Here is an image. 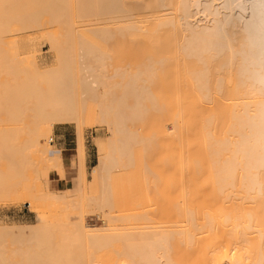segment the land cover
I'll return each instance as SVG.
<instances>
[{
	"label": "bare ground",
	"instance_id": "bare-ground-1",
	"mask_svg": "<svg viewBox=\"0 0 264 264\" xmlns=\"http://www.w3.org/2000/svg\"><path fill=\"white\" fill-rule=\"evenodd\" d=\"M5 3L7 8L3 24L6 30L9 26L13 29L14 25L16 29L19 27L24 30L27 29L24 27L32 28L43 24L54 26L56 30L52 34V38L54 46L59 51V67L56 71L40 72V75H38L37 68L34 66L35 64H32L33 66H31L35 68L32 73H35L39 79L37 78L35 82L37 85L33 87V91L30 92V90L28 92L35 98L34 102L32 101L34 103L32 109L35 111L36 116H34L36 120L38 117V125L36 129L34 127L35 130H33L34 135L32 136L33 141L31 144L37 151L45 155L44 159L45 157L46 160L49 158L51 161L52 159H60L59 165H55V160L53 161L54 164L52 163L54 167L58 168L57 171L61 170L64 166V163H61V161H64L63 153L61 149L54 150V145H47L44 139H49L50 142L55 123L76 122V124H79L81 114L78 106H80L81 100L79 103L77 102L79 100L78 96L76 98L77 92L75 93V91L79 90V94L81 95L79 97H82V101L83 99L84 101L86 100L85 97L87 99H97V102L99 101L100 106L98 107H100V114L104 120L101 119L110 126L108 127L110 128L111 135H120L124 138H133V136L138 137L140 135L142 139L147 138L150 144L152 141L156 142V145L157 139L159 137H161L159 139H162L163 137L162 140H165V144L168 145L166 146L167 148L172 145L177 147L173 151H178L175 152L178 153L175 154L177 156V159L175 156V160L177 161L172 160L176 164V167L172 165V168L176 169V171L175 169L173 170L175 173L172 174V168L168 169L169 166L166 168L168 171H164L165 177L169 174L166 177L165 185L171 184V186L175 187L174 190L177 189V195L175 192L174 197L177 196L178 202L171 200L174 197H170V199L165 198L166 202L169 200L176 202V205H173L174 208L176 207L174 210H172L173 206L171 205L175 204V202L171 203L169 201L171 204L167 203L170 209L172 208V211H177V215L175 212H172V215L178 217V223L176 222V224L179 228H173L172 230L171 227L172 234L169 229L165 228L167 229L165 231H169V233L165 231L166 234H162L164 232L160 233L164 237H161L159 241L157 238L160 235L145 231L146 229L138 233L136 230V233L134 231L133 233H127V231H125L126 233L118 232V234L116 233L117 235L108 232L103 233L105 232L104 229L107 230L110 227L90 228L85 222V217L80 213L79 219L70 221L71 227L75 228H70V230L69 226L65 227L69 229V232L62 233L63 236L66 235L64 237L67 238L74 233L76 234L72 236L74 239L79 233L80 236L83 234L84 238L87 237V241L91 242L95 248H98L88 247L91 250L94 249L93 252L89 251V249H86L89 252L82 251L83 249L80 251L79 248L80 253L85 252L82 254L86 259L90 256L96 257V261L97 259L100 260L98 258L100 257L102 259L100 261L104 260V264L108 260L113 261L115 257L113 263H110L264 264V0H5ZM104 23H113L116 29L107 31V28L103 26ZM99 26L105 29H101ZM114 34L121 39L129 38L134 42V56H139V52L145 49L142 47V44L147 43L146 47L151 49L152 57L150 59L147 58L148 60L146 59V61L148 62L146 63H138L127 74L118 71L119 69L117 68L118 72L116 71L117 73H115L118 76L117 80L112 81L108 89L100 90L99 88L103 86L99 87L101 84L99 81L101 80L100 82H104L105 84V77H101L97 73V70L94 71L93 68L95 67L96 69L97 65H91L92 68L90 63L93 61L94 63L99 62L98 64L102 65L105 57L98 51L96 42L108 40ZM75 49H77L76 51L79 54ZM76 57H80V60ZM12 59L16 60L14 57ZM7 61L9 63L12 60ZM11 65L13 66V63ZM16 67H19V65ZM21 72L26 74L23 70ZM23 76L27 77V75ZM102 78L104 79L103 81ZM75 80H77L76 86L78 84L79 90L75 89L77 88L74 86ZM21 81L26 83L23 80ZM10 82L12 80L7 83L8 86L6 85L3 92V101L6 99L5 102H10H7L10 105H7L8 107L13 106L11 104L12 100H9V98H12L13 89H11V86L9 87ZM22 85H20V89ZM25 85L27 86V84ZM26 86L25 88L22 87V93L30 97V93H25L30 87L26 88ZM16 90H19V88ZM31 99L33 100V98ZM21 101L26 103L24 100ZM11 109L16 110V107ZM14 110L13 112H15ZM6 139L9 142L10 136L7 135ZM6 141L3 142L6 143L5 146H7ZM131 141L128 145L129 147ZM166 141H169V143L174 142L176 145H173V143L169 145ZM79 143L80 150L79 148L77 149V151L79 150V154L77 153L76 155L79 156L80 160H78L79 168H77L74 177L76 187L74 189H78V187L79 189L83 188L85 181L83 167L84 143L81 139ZM118 144L116 147V144L114 145V149L117 152H126L127 144L123 141ZM137 144L140 143H134V145ZM150 144L149 146L152 145ZM165 144L163 145L165 146ZM134 145L132 147H135ZM172 146H170L171 150ZM141 150H137L140 155L142 153L140 152ZM41 154L39 155L43 158ZM147 154L150 155V153ZM172 154L171 156H173ZM113 159L108 160L106 154L100 158L98 168L95 171V179L101 184L106 180L112 165L117 160V158ZM159 160L160 162L164 161ZM141 163L142 159L136 169H139V173L138 171L136 172L137 181L135 182L134 179V185L137 182L139 184L140 179L138 178L141 175H138L140 173L143 174L140 170L144 169L145 165L143 166V163ZM61 164L63 165L59 169L57 166ZM140 165L142 168H139ZM163 167H166L165 163ZM163 167H161L162 172ZM47 169L42 172L43 176L39 177L45 176L47 180V177H49L48 174L46 175ZM145 171L144 173L147 174ZM168 177L172 180L174 178L172 183L169 181L170 184H167ZM8 179L9 177L6 180L4 179L5 182L14 183L13 180L9 179L11 181H8ZM41 179L45 180V178ZM175 179H177V183H175ZM47 182L50 185L48 191L42 186V181H39V185L36 184V186L32 184L33 187L30 183L27 184V188L25 185L23 186L25 188L24 191L34 200L36 206L50 203L54 205V201L56 200V205L61 204L58 202L63 198L64 193L57 195L52 189L51 180L48 179ZM1 184L3 185L0 186V198L7 199L8 197V199H14L19 196V192L13 190L12 185L6 186L7 184L3 182ZM138 184L135 185V191L139 188ZM172 184H176L177 187ZM15 186L16 184L14 183L13 187ZM103 189L105 190V187ZM105 193H102L103 197L101 200H99L101 198L100 195L99 197L96 196L95 200L98 199L95 202L94 200L91 201L98 206L108 205L110 203L107 200L109 194H106L108 197H105ZM20 196H22V193ZM140 196L139 198L143 201V198ZM22 197H24V192ZM138 199H135V201H138ZM61 201L63 200L61 199ZM97 202L101 204H97ZM141 203H144V201ZM106 207L111 208L112 205L103 208ZM115 207L117 209V206ZM149 210L147 209V211ZM129 213H133L132 210ZM138 213L140 214L141 212ZM166 213L169 217L172 216L168 214L170 213L169 211ZM122 214L126 213L123 212ZM145 216L147 217V214ZM114 217L112 218L114 219ZM132 217L134 218V216ZM140 217L142 218L143 216H139L138 219L136 216L134 219L140 221L142 220L139 219ZM147 218L150 219L149 215ZM42 223L41 225L38 223L39 226L29 224L31 227L28 224L24 226L0 225V264L8 263V257L4 252L5 236L11 235L14 229L17 232H22L27 228L28 231H31L29 234L32 233L34 236L32 239L38 235L37 242H40L43 238L47 240L51 227L47 223L48 226L46 227H49V231V229L44 228L46 223ZM55 223L54 225H56ZM51 224L53 226L52 222ZM173 224L175 225V223ZM59 225L57 226L60 228ZM63 225L65 224H62L60 232H65V228L62 230ZM42 228L46 230L45 236L48 237H43L44 231H41ZM55 229H57L56 226L53 230ZM174 229L177 230L175 231ZM75 230L79 233H76ZM140 230H143V228ZM16 233L13 234L15 235ZM154 234H156V237H154ZM22 235L24 236V234ZM83 235L80 239L83 238ZM31 236L29 235L30 238ZM112 236L114 237L112 238ZM16 237L17 239L20 238ZM88 237H90V240H88ZM115 237L121 240L119 242L115 239L121 246L123 244L126 246L125 248L124 246L123 248L117 246L116 248L120 249H116L118 250V254H111L109 251H113V248L115 250V246L110 250L107 244L109 243L108 241H111V238L114 239ZM76 238H79V236ZM150 238H152L151 242H148ZM73 239L71 238L72 241ZM138 239H147V242H143L147 246H142L143 243H138ZM153 239H157L158 242H154ZM169 239H173L172 243H170L171 240L169 241ZM2 240L4 241L3 243ZM29 240L31 241V239ZM27 241L25 240V242ZM74 241L77 240L74 239ZM49 242L48 239L44 243L46 246L42 247L49 248L50 245L47 246ZM111 242L113 243L114 241ZM91 243L87 245L92 246ZM36 244L39 247L40 244H43V241ZM170 244L173 245L171 246ZM67 245H63L64 249H61V252L58 251L57 256L53 257V260L55 259L56 261L58 260L57 262H60L59 260L62 257L61 261H67L69 264L75 263L76 260V264H84V262L86 264L87 260L84 257L82 258V255L77 257L79 252L74 257L75 253L72 252V249H70L71 251L65 249ZM157 245L161 246V248ZM20 246L22 247L21 244ZM60 246L62 247V245ZM103 246H107L108 252L104 247V251L107 253H102L104 251L100 252V248ZM30 248L32 249L33 247ZM50 248L47 250L49 251ZM51 249L49 253H47V250L42 249L43 255L42 253L39 255L42 256L43 259H41L43 261L35 254L36 251L31 255L32 251L31 253H26V255L30 256H24L22 260L21 256H18L21 260L18 263L50 264L45 258L50 257L47 259L52 263V256H47V254L55 250L53 247ZM38 250L40 249L38 248ZM45 251H47V254H44ZM90 252L93 254L89 256L88 253ZM94 253H97V256ZM101 254L103 256L107 254V258L112 255L113 258H111L112 260H107L105 258L107 255L103 257ZM5 257L7 263L5 262ZM91 257L88 258L89 263L87 262V264L92 263ZM55 260L54 262H56ZM115 260L118 262L114 263ZM100 261L99 264H102L103 262L101 263Z\"/></svg>",
	"mask_w": 264,
	"mask_h": 264
},
{
	"label": "rangeland",
	"instance_id": "rangeland-1",
	"mask_svg": "<svg viewBox=\"0 0 264 264\" xmlns=\"http://www.w3.org/2000/svg\"><path fill=\"white\" fill-rule=\"evenodd\" d=\"M70 7H71V5H70ZM6 8H7V5L5 3V0H0V180H1L0 182L6 183L7 184L6 186H9L10 183L5 182L7 177H9V179L13 180L14 183L16 184L17 187L16 186L13 187L14 183L13 184L11 183L10 185H12L13 190H16L17 192H19V196L14 198V199H8V197H7L8 200L4 199V198H0V225L6 224L8 226H10V225H20V226L23 225L24 226V225L28 224V226H29V224H31L32 226H34V225L39 226L38 223H40V225H41V223L43 222V223H46L45 227L43 226L46 229L47 228L46 226H48L47 225V223H48L49 226L51 227L50 228L51 231L48 227L47 230L49 229L50 233L48 234L49 238H47V240L49 239L50 242L47 243L48 244L47 246L52 245L51 248L53 247V249H55V250L52 251L53 253L50 252V254H47V253H49L50 250H52L50 248V246H49V248H50L49 251L47 250L49 248H47V247L43 248L42 247L44 245L46 246V244H44V243L47 242V240H45L43 237H45V238L48 237V236H45L46 230H43L44 228H42V230H41V231H44V233H43L44 236L42 237L43 240L40 241L41 243L43 241V244H40L41 246L39 245V247H37L38 244H36V243H40V242H37L38 241V235L36 236V238L32 239V237H34V236L32 235V233L29 234L31 231L30 230L28 231L27 228L25 229V231L24 230L22 231L24 233L17 232V230L14 229L13 233L17 232L15 235L18 236V238L20 237L21 239L20 238L17 239V237L13 233H11V235L14 237H12L10 234H8L7 236L4 237L5 238L4 239L5 251L4 250L3 251L6 253V256L8 257V263H7L6 257L4 258L5 262L7 264H11V263L12 264L13 263L19 264L18 262H20L22 260V258H24V256H26V257L30 256V255H26V253L28 254V253H31L32 251L33 252L31 253V255L33 253H35V251H36L35 254H37L38 258L41 259L42 256H40L41 255L40 253L43 252L42 249L47 250L48 252L45 251L44 254L47 252L46 253L47 256H52L51 259L53 260V257L57 256L58 251H60L61 249L62 250L64 249V247H63L64 244H66V245L68 244L70 246V247L68 245H67V247L65 246L66 247L65 249H67V250L72 249L73 250L72 252L75 253V255H74L71 252L74 255V257L76 256V253L79 252V255L77 257L82 255V258L84 257V259L87 260V262H88V260H89L88 258L91 257L90 254H93V253H91V252L88 253L90 257L87 256L88 257L87 259L85 258V256H83V254L85 252L80 253V251L82 249H83L82 251H84V250L88 251L86 249L95 248V246L92 245L91 242L87 241V239H86L87 237L84 238V235L81 234V236L83 235V238L80 239V237H81L80 233L77 232L76 230H75L76 233H79V235H77V236H79V238H76L77 236H75L74 239L77 241H74V239L72 237L73 235H76L74 233H72V235H69L67 237L70 239V241H69V239L65 240V239H67L64 237L66 235L63 236L64 233L69 232L70 228H72V229L75 228V227L73 228V226L71 227L72 224H70L71 223L70 221H72V220L74 221V220L79 219L81 215H83L85 217V222L88 224V227H90V228H92V227H100V228L110 227L111 228L112 227L111 229L110 228L107 230L104 229L105 232H103V231L102 232L103 233L108 232L111 234L114 233L115 235H117L118 232L126 233L125 231H127V233H131V232L133 233V231H134V233H136L135 230L138 233L139 231L143 232L145 229H146L145 231L154 232L157 235H160V233L164 232L167 229H169V231L171 232V230H170L171 227H172V230H173V228H177V227L179 228V226L176 224V222L178 221L177 220L178 217L175 215H174L175 216L174 217L172 215L174 212L175 213L177 212V211H172V210L176 209V207L174 208V206H173V205H176L175 201L178 202V200L176 199L177 196L174 197L175 192L177 195V189L174 190L175 187L171 186V184H170L173 182L174 178L172 180L168 177L170 180L167 179V184H170V185H165L166 184V182H165L166 177L169 176V174L168 175L166 174L167 175L166 177L164 174L165 170L167 172L168 169H171L173 166L176 165V164H174V162L172 160H175V156H176L175 154H178V153H175L178 151H173L177 147L170 145L171 143H173V145L175 143L174 142L169 143V141L168 142L166 141V143H169V145L172 146V150H171L170 146H169V148L166 147L168 145L165 144V142H164L165 140L164 141L162 140L163 137H162V139H159L161 137H159L157 139V145H156V142H154V141H152V143H151L152 145H151L150 142L147 140V138L142 139V137H140V135H138V137L133 136V138L132 137H128V138L126 137L127 139L124 137H121L120 135H116V136L111 135L110 128H109L110 126L107 125L108 123L106 124L105 121H102L103 118L100 114V109H99L100 107H98V106H100L99 101L97 102V99L95 100L93 98L87 99L86 97H85L86 100L84 101V99H83V101H82V97H79L81 95L79 94L80 90L78 88L79 87L78 84L76 86L77 80H75L74 86L77 87V88H75L76 90H79V91H75V93L77 92L76 98L78 96V100H79L77 102L79 103L81 100V102L79 103L80 106H78L79 104L77 106L80 109L79 110L80 114H81L80 116L82 117V118L80 117L81 120H79V124L78 123L76 124V122H74V123H55V125L53 126V129H52V133H51L53 140L51 139L49 142V139L48 140L44 139V142L47 145H54L55 146L54 150L55 149H61V151H62L65 159H67V161L70 159L72 154L75 153V158L73 160V164H69V163L66 164L65 163L63 167H62L63 164H61L60 166H57V167H59V169H60V167H62V169L59 170L61 172L60 173L59 171H57L58 168L54 167V165H53L54 163H56L55 165H59L60 159L59 160L54 159L55 161L52 159V161H51L48 158V160H46V157L44 159L45 155L41 154L39 151L36 150V148H34V146H32V144H31V142L33 141L32 136L34 135L33 130H35L36 126L38 125V117L36 120V117H35L36 115L34 113L35 111L32 109V106L34 105L33 102H34L35 98L33 97V95H31L30 92H32L33 87H35L37 85L35 83L37 81V78L39 79V77H37V75L35 73H32L33 69H35L34 67H32L33 66L32 64H35L34 66L37 68V74L38 75H40L39 74L40 72L56 71L58 69V67H59V51L54 46V40L52 38V34H54L56 32V30H55L54 26L46 25V24L39 25L37 27H32V28L31 27H29V28L24 27V28H27L24 30L22 28H19L18 26H17L18 28L16 29L15 25H14L13 29H12V27L9 26L6 30L4 27V24H3V21L5 19L4 14H5ZM99 17H101V16H99ZM95 18H97V17H95ZM104 24H103V26L105 28H107V31L108 30L112 31V30L116 29L115 26L113 25V23H107V24H105L106 26ZM11 26H13V25H11ZM99 27H101V29L104 28V27L102 28V26H99ZM19 29H21V30H19ZM12 30H13V32H12ZM76 33H77V31H76ZM8 41H9V43H8ZM96 43H97L96 47H97L98 51L104 55L103 57H105L104 58L105 61H103V63L101 62L102 65H99L98 64L99 62L94 63L92 61L91 63H93V64L90 63V66L91 65L92 66L97 65L96 69H95V67L94 68L92 66L91 67L94 69V71L97 70L98 72L97 71L96 72L99 73L101 77L102 76L105 77V78L103 77L105 80L102 78V81L104 80L105 84H104V82H100L101 80L99 81V83H101L99 85V87L103 86V87L99 88L100 90H103L105 88L108 89V87H110L109 85L112 84V81L117 80L118 76L115 73H117L118 71H121L122 73L127 74L130 72V69L135 68V66L138 63H142V62L146 63V62H148V61H146V59L147 58L150 59V57H152L151 49H149V47H146L148 45L147 43L142 44L143 45L142 47H144L145 49L143 51L139 52L140 55L134 56L133 55L134 54L133 53L134 42H132L129 38L128 39H121L116 34L111 36L110 39H108V40H101L100 42H96ZM74 45H76V44H74ZM8 46H9V48H8ZM8 49H10V50H8ZM7 50L9 51V53ZM76 50L77 49H75V51ZM72 52H74V51H72ZM77 53L79 54V52H77ZM9 54H10V56H8ZM74 55H76V54H74ZM12 57L16 58V60H15V61H17L16 63H15L14 59H12ZM76 58H78V57H76ZM7 60H9V61L12 60V61L8 63ZM12 63H13V66L11 65ZM16 64L19 65V67H16L17 66ZM14 67H16L17 69L16 68L14 69ZM20 67H21V69H19ZM117 68L119 69L118 71H117ZM9 69H11V70L9 71ZM7 70H8V73H7ZM21 70L26 72V74L21 72ZM12 71L15 73H13ZM18 71H19V73H18ZM30 73L33 75H31ZM23 75H27V77L23 76ZM28 76L31 79L35 78V79H33L35 81L32 82L33 80H31ZM101 77H99V78H101ZM27 78H28V80H27ZM76 79H78V78H76ZM11 80H12V82L9 83V87L11 86V89L12 88L13 89H12V98L11 99L9 98V100L10 101L12 100L11 104L13 106L8 107V106H10L9 105L10 102L9 101L5 102L6 97L4 98L5 100L3 101V92H4V89L7 85V83ZM21 80L25 81L26 83L22 82ZM21 82L24 86L21 84ZM31 82H32V84H31ZM38 82H39V80H38ZM25 84H27V86ZM20 85H22V87H24V88H25V86H26V88H28V86L30 87V89L28 88L27 91L25 92L27 94V92L31 90L30 92H28V94L30 93V97L27 95L29 98L25 94L23 95V93H22L23 89H22V87L20 89ZM14 87L16 89L19 88V90H16ZM100 90H98V91H100ZM18 91H20V92H18ZM14 94H15V96H14ZM23 96H25V98H23ZM13 97H16V98H13ZM20 97H22V98H20ZM31 98H33V100ZM20 99L26 101L27 104L25 102L21 101ZM18 100H19V102H18ZM7 102H9V103H7ZM14 106L16 107V110L13 109L15 112H13L12 109H11L12 111L10 110V108H15ZM10 111H11V113H10ZM34 127H35V129H34ZM59 133H70L72 135V137L74 138V148L72 150H62V147L59 144ZM7 135L10 136L9 142L6 141ZM142 135H144V134L142 133ZM79 137H81V138H79ZM120 137L123 138L124 140L121 139ZM130 138L132 141H134V140L135 141L132 142L130 140ZM80 139L84 143L83 167H84L85 181L83 183V188L81 187L79 189V187H78V189H74V188H76L74 176L76 174L77 168H79L78 167L79 166L78 160H80L79 156L76 155L78 153V151L80 150V148H79ZM140 139L142 140L141 142H140ZM129 140L131 141L130 147L128 146L130 143ZM4 141L7 142V146H5L6 143H3ZM122 141L125 144H127L126 145L127 147L125 150L127 152V154H125L126 152H117V150L114 149V145L116 144L115 145V147H116L117 144L122 143ZM143 142H144V144H142ZM134 143L135 144L140 143V144L134 145ZM8 144H10V145L8 146ZM149 144L151 146H149ZM163 144H165V146ZM132 145H134L135 147H132ZM147 145H148V147H147ZM150 147H151V149H150ZM173 147H175V148L173 149ZM78 148H79V150L77 151ZM127 148L132 149V150H128ZM135 149H137V150L142 149L140 151V152H142L141 155H140L139 151H137V150L135 151ZM160 149H162V150H160ZM168 150H169V152H168ZM143 153H146V154H143ZM147 153H150V155ZM39 154L43 155V158ZM105 154L108 156V160L113 159V158H115V159L117 158L118 161L117 160H115L116 162L114 161L115 164L112 165L111 170L108 173L106 180L103 181V183L101 184L99 181H97L95 179V175H96L95 171L98 168V164L100 162L101 156H103ZM142 154H143V156H142ZM168 154H170V155H168ZM171 154L173 156H171ZM126 155H129V156L126 157ZM162 155H163V157L161 158ZM139 156L140 157L142 156V157L140 158ZM77 157H78V159H77ZM173 157H174V159H173ZM130 159H131V161H130ZM141 159H142L143 166L144 165L145 166H144V169L141 167V165L139 166V168H142L140 171L143 172V174L140 173L138 175V176L141 175L140 178H138V179H140V182H139V184L137 182L135 185L138 184L139 188H137L138 190L135 191L136 187L134 185V179L136 182L137 181L136 180L137 179L136 178V174H137L136 172L138 171V173H139V169L138 170H136V169H137L138 164H139ZM159 159H161V161L162 160H164V161L160 162ZM169 159H171V160L169 161ZM176 159H177V156H176ZM53 161H54V163H53ZM176 161L177 160H175V162ZM64 162H65V160L63 162L61 161V163H64ZM164 163H165L166 167H163ZM145 167H148V168H145ZM161 167H163V172L161 170ZM167 167H168V169H166ZM45 168L50 169L49 172L47 169V171H46L47 173L46 172L45 173H46V175L48 174L50 177V178L47 177V180L48 179L51 180L52 187H53L52 189L57 193V195H59V194L62 195V193H64L63 198H61L63 201H61V199H60V201L58 203H61V204H59V205L55 204V202L57 201L56 200V201H54V205H51L53 203H50L47 205L43 204L41 206H38V205L36 206V204L34 203V200L24 191L25 190V188L23 187L24 185L26 188H27L28 183H30L31 186H32V184L36 186V184H38L39 181H42V184H43L42 186H44L45 190L48 191L50 189V185H49V182H47L46 177L45 176L39 177V176H43L42 172L46 170ZM174 169L175 168H172V172H173L172 174L175 173L173 171ZM144 170H146L145 172H147L149 178L147 177V174L144 173ZM175 171H176V169H175ZM148 172L150 173V175ZM154 172H156V173H154ZM170 177H172V176H170ZM41 178H45V180L41 179ZM9 179H8V181H11ZM146 180H148V181H146ZM169 181H170V183H169ZM175 181H176L175 183H177V179H175ZM46 182H47V184H46ZM130 182L132 185L130 184ZM153 182H154V184H153ZM1 183H0V186L3 185ZM150 183L152 186L150 185ZM172 185H176V184H172ZM102 186L105 187V190L103 189ZM176 187H177V185H176ZM14 188H16V189H14ZM168 189H169V191H171L173 193L172 194L173 196L171 195V192L169 193ZM129 191L130 192L133 191V192L130 194ZM147 191H148V193H147ZM20 192L22 193V196H23V192H24V197L20 196L21 195ZM101 192L103 194L106 192L105 197H108L107 195L109 194V197L107 198V200H109L110 203L108 201L109 204L105 205V206H111L112 205L111 208H109V207L103 208L105 206L99 205L101 208L100 209L99 206L96 205V203H94L98 199L97 198L95 200L96 196L99 197L101 195V198H99V200L102 199L103 194ZM158 192H160V194H158ZM141 193L144 194V196H142ZM146 194H148V195H146ZM131 195H132V197H131ZM137 195H139V196L141 195L140 197L143 198V201L145 204L141 203L143 201ZM164 195L168 196V197H165ZM58 197H60V196H58ZM135 197H137V198H135ZM170 197H174V198H171V200H175L173 202L171 200H169V201H171V203L175 202V204L171 205V206H173V209L171 208L172 210L170 209V206H169V204H171V203H169V201L166 202V199L167 198L170 199ZM134 198L135 199L139 198L140 199V200L138 199L139 202L137 200L135 201ZM129 199H130V202H129ZM133 199H134V201H133ZM91 200H94V202H92ZM99 200H98V202H100ZM111 200H112V202H111ZM156 200H160V201H156ZM148 201H150V202H148ZM98 202H97V204H101ZM119 202H120V204H119ZM135 202H137V203H135ZM115 203H116V205H115ZM133 203H134V206H133ZM167 203H169V204L167 205ZM80 204H82V205H80ZM114 205L117 206V209ZM156 205L158 206V208ZM79 206H80V208H79ZM166 206H167V208H166ZM147 209L148 210L150 209V210L147 211ZM164 209L166 210V212L169 211L170 213H168V214L170 216L171 215L172 216L169 217ZM131 210L133 213H129V212H131ZM146 211H147V213H146ZM157 211H158V213H157ZM82 212H83V214H82ZM123 212L126 214H122ZM135 212H137V213H135ZM138 212H141V213L139 214ZM80 213H81V215L79 216ZM144 213L147 214V217L149 215L150 219H148ZM163 213L164 214L166 213V214L164 215ZM138 214H139V216H143L142 218L141 217L139 218V219H142L140 221L139 220L137 221L136 219H134L136 216L138 219V217H139ZM176 215H177V213H176ZM110 216H111V218H110ZM119 216H120V219H119ZM132 216H134V218ZM167 216L170 219H168ZM112 217H114V219ZM121 217H122V220H121ZM153 217H154V219H153ZM133 219H134V221H132ZM67 220H68V224H67ZM128 220H130V221H128ZM51 222L53 223V226H52ZM55 222H57L61 225L56 224ZM54 223L56 225H54ZM173 223H175V225ZM62 224H65V225H63L64 227H62V230H63V228L68 227V226H69L68 227L69 229L65 228V230H64L65 232H63V231L60 232ZM57 225H59L60 228ZM55 226L57 229L58 228L59 229L53 230L55 228ZM29 227H31V226H29ZM142 228H143V230H140ZM165 228H167V229H165ZM150 230H152V231H150ZM159 230L160 231L162 230V231L160 232ZM174 230L176 231L177 229H174ZM18 231H21V230H18ZM169 231H165V232L169 233ZM165 232L162 234H166ZM21 233L24 234V236ZM19 234H20V236H19ZM25 234H27V235H25ZM36 234H38V233H36ZM156 234H154V237H156L155 236ZM171 234H172V232H171ZM29 235L30 236L32 235L31 238L29 237ZM27 237H29V239H31V241L29 239H27ZM113 237L114 236H112V238ZM161 237L162 236L160 235V237H158L157 239L159 240ZM71 238L73 239V241L71 240ZM88 238H89L88 240H90V237H88ZM112 238H111V241H114V242L112 243L111 241H108L109 242L107 244V246H109L108 249L111 250L114 246H115V250L119 249L116 247L121 246L119 243L121 240L120 239L118 240V238H116V237L114 239H112ZM39 239H40V237H39ZM115 239L118 240L119 242L116 241ZM151 239L152 238H150V241H148L147 239L146 240L148 242H151ZM157 239L156 240L153 239L154 242H156V241L158 242ZM25 240L26 241L28 240L27 241L28 243L25 242ZM84 240H86L85 241L86 244H85V242H83ZM138 240L141 241V242L137 241L138 243H143L146 241L145 239L144 240L138 239ZM4 241L2 240V243ZM34 241H36V242L34 243ZM169 241H170V243H172L173 239H169ZM72 243H73V245H72ZM90 243L92 246L87 245ZM20 244L22 245V247L20 246ZM30 244H32V245H30ZM60 245H62V247ZM143 245L147 246V244H145V243H143L142 246ZM170 245L172 246L173 244H170ZM16 246H18V247H16ZM34 246H35V248H34ZM123 246H124V244H123ZM123 246H121V248H123ZM125 246H124V248H125ZM157 246H159V245H157ZM30 247H33V248L31 249ZM40 247H42V248H40ZM104 247L105 246L101 247L103 249L100 248V250H101L100 252L104 251ZM106 247H105V249H106ZM22 248L24 249L23 251H25L24 253L22 251ZM25 248L27 251L25 250ZM38 248L40 250H38ZM79 248H80V251H79ZM97 248H95V249H97ZM159 248H161V246H159ZM18 249H19V251H18ZM20 249H21V251H20ZM108 249H106V251ZM93 250L89 249V251H92V252H93ZM112 250L113 251L108 250L109 253H111V254L117 253L118 254V250L115 251L114 248ZM55 251H57L55 253L56 255L54 254ZM106 251H104L102 253H107L108 251L107 252ZM4 252H3V254L5 255ZM14 252H16V253H14ZM109 253H108V255H110ZM14 254H16L15 258H14ZM18 254H20V255H18ZM21 254H25V255H21ZM51 254H53L54 256ZM94 254H96V256H97V253H94ZM4 255H3V257H4ZM42 255H43V253H42ZM105 255H107V254H104V256ZM108 255L105 257L107 260L113 258L112 255H111V257L109 256V258H107ZM18 256H21L20 257L21 260L19 259ZM33 256H35V255H33ZM92 256H94V255H92ZM116 256H118V255H116ZM38 258H36V259H38ZM47 258H50V257H47ZM47 258H45V260L48 261L50 264H52V263L53 264L54 263L66 264V262H67V261L66 262L61 261L62 260V257H61V259L59 260L60 262H57L58 260L56 261L54 259L56 262H54V260H53L51 263V261L48 260ZM91 258L93 260L91 264H99V261L102 260L100 257H98L100 260L97 259V261H96V257L95 258L91 257ZM115 258H113V261ZM42 259H41V261H43ZM45 260H44V262H45ZM76 261L73 264H76ZM103 261H100V262L102 263ZM113 261L108 260L105 263L106 264L107 263L112 264ZM87 262H86V264H87ZM110 262H112V263H110ZM116 262H118V261L115 260L114 263H116ZM119 263L123 264V262H119ZM67 264H69V263L67 262ZM84 264H85V262H84ZM102 264H104V262Z\"/></svg>",
	"mask_w": 264,
	"mask_h": 264
},
{
	"label": "crops",
	"instance_id": "crops-1",
	"mask_svg": "<svg viewBox=\"0 0 264 264\" xmlns=\"http://www.w3.org/2000/svg\"><path fill=\"white\" fill-rule=\"evenodd\" d=\"M59 144L61 145L62 150H72L74 148V138L72 137L70 133H59ZM74 158H75V153L72 154V156L70 157L71 160L69 159L67 161V159H65L64 157V160H65L64 164L65 163L73 164Z\"/></svg>",
	"mask_w": 264,
	"mask_h": 264
},
{
	"label": "built area",
	"instance_id": "built-area-1",
	"mask_svg": "<svg viewBox=\"0 0 264 264\" xmlns=\"http://www.w3.org/2000/svg\"><path fill=\"white\" fill-rule=\"evenodd\" d=\"M53 140V139H52Z\"/></svg>",
	"mask_w": 264,
	"mask_h": 264
}]
</instances>
